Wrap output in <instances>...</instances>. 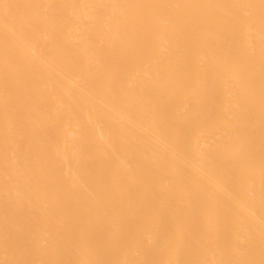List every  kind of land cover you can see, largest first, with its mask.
<instances>
[{"label":"bare ground","instance_id":"bare-ground-1","mask_svg":"<svg viewBox=\"0 0 264 264\" xmlns=\"http://www.w3.org/2000/svg\"><path fill=\"white\" fill-rule=\"evenodd\" d=\"M0 264H264V0H0Z\"/></svg>","mask_w":264,"mask_h":264}]
</instances>
